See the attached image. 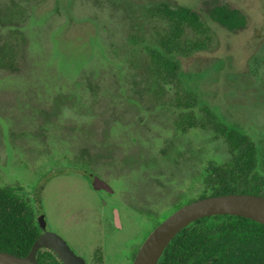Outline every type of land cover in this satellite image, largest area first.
<instances>
[{
	"label": "rangeland",
	"instance_id": "1",
	"mask_svg": "<svg viewBox=\"0 0 264 264\" xmlns=\"http://www.w3.org/2000/svg\"><path fill=\"white\" fill-rule=\"evenodd\" d=\"M211 2L240 10L245 27L211 21ZM157 3L198 11L212 34L210 50L176 56L180 94L264 145V0H0V44L22 48L14 67L0 69V187L19 188L47 229L90 259L102 245L101 216L111 222L118 208L123 228L112 241L129 264L159 223L200 194L206 162L227 159L213 132L174 131L141 48L130 53L138 8ZM83 163L113 189L100 193L106 208Z\"/></svg>",
	"mask_w": 264,
	"mask_h": 264
},
{
	"label": "trees",
	"instance_id": "2",
	"mask_svg": "<svg viewBox=\"0 0 264 264\" xmlns=\"http://www.w3.org/2000/svg\"><path fill=\"white\" fill-rule=\"evenodd\" d=\"M138 12L142 22L133 25L134 34L129 36L133 49L130 53L135 56L140 47L138 54L145 56L150 91L158 99L156 107L172 108L176 133L184 134L196 128L211 131L225 146L227 159L220 164L206 162L198 180L202 190L191 201L227 194L264 196V145L224 123L206 104L202 103L196 111L198 101L179 92L180 65L176 56L188 57L212 47L210 28L200 13L164 3L138 8ZM205 13L229 32L246 25L244 14L228 5L211 2ZM17 31L25 43L24 35ZM21 50L20 46L2 42L0 69L14 67ZM171 91L174 98L159 103ZM187 93L190 95L192 91ZM19 190L15 186L0 187V251L25 257L40 230L30 200L20 195ZM36 261L37 264H60L50 252L42 249L38 250ZM158 264H264V225L238 216L201 218L175 236Z\"/></svg>",
	"mask_w": 264,
	"mask_h": 264
},
{
	"label": "water",
	"instance_id": "3",
	"mask_svg": "<svg viewBox=\"0 0 264 264\" xmlns=\"http://www.w3.org/2000/svg\"><path fill=\"white\" fill-rule=\"evenodd\" d=\"M91 186L95 191L112 193L111 186L97 176L93 177ZM218 215L238 216L264 225V196L251 194L209 196L181 206L149 233L140 245L132 264H158L164 250L181 230L201 218ZM36 222L41 233L27 256L17 257L0 251V264H37L36 256L40 249L51 250L62 264H86L61 236L47 231L43 214H37ZM115 224H118L117 218Z\"/></svg>",
	"mask_w": 264,
	"mask_h": 264
},
{
	"label": "flooded vegetation",
	"instance_id": "4",
	"mask_svg": "<svg viewBox=\"0 0 264 264\" xmlns=\"http://www.w3.org/2000/svg\"><path fill=\"white\" fill-rule=\"evenodd\" d=\"M79 170V173L85 177L86 180L89 182V187L91 188L93 194L95 195L96 199L98 198L97 202L99 203V207L101 208H106L108 206V200L101 198V194H110V196L113 195V189L112 193H107L106 191H95L92 189L91 183L95 175L86 165V163L81 164L80 166L77 167ZM78 173V172H77ZM99 177V176H97ZM100 178V177H99ZM102 179V178H100ZM104 180V179H102ZM105 181V180H104ZM38 214H41L40 211H38ZM37 216V215H36ZM115 218L118 220V224H115ZM121 217H120V212L118 208L114 207L111 209V222L107 220L106 216L103 215L101 216L100 219V227H98L96 230L94 229V234L98 237L99 235L101 236L102 239V245L100 247H97L93 250L91 253V259L85 255H83L79 250H73V248L70 246V244L67 242L69 245L70 249L79 257L85 260L86 264H125L126 260L128 258H125V256L121 253L120 245H118V241H112V238L114 234L120 233L123 226L121 222ZM86 223V222H85ZM121 223V224H120ZM38 226V225H37ZM87 227V223H86ZM47 229V226H46ZM40 230V229H39ZM47 231H50L47 229ZM52 232V231H50ZM41 233V230L39 234ZM60 236V235H59ZM144 241V240H143ZM142 241V242H143ZM142 242L139 244L136 250L131 254V258L129 259V264H132L135 255L142 244ZM45 251L50 252L53 257L60 263V260L58 257L49 249H42ZM112 254V255H111Z\"/></svg>",
	"mask_w": 264,
	"mask_h": 264
}]
</instances>
